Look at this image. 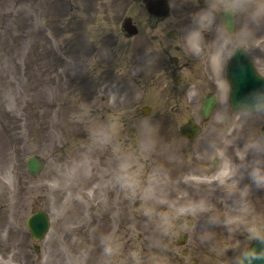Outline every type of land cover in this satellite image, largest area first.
Instances as JSON below:
<instances>
[{"label":"rangeland","instance_id":"374dc122","mask_svg":"<svg viewBox=\"0 0 264 264\" xmlns=\"http://www.w3.org/2000/svg\"><path fill=\"white\" fill-rule=\"evenodd\" d=\"M208 2L173 0L172 15L156 20L139 0H0V264L5 259L9 264H180L184 248L190 251L184 264L192 258L196 264H234L247 233L224 220L226 213L243 214L241 194L227 195L219 179L201 173L216 174L225 159L238 164L248 141L264 138V114L234 113L222 80L216 112L196 143L179 135L185 119L200 118V95L208 88L174 64L185 53L177 41L192 24L193 8ZM126 16L139 26L138 35L125 33ZM246 23L240 16L238 30ZM172 28L180 34L169 40L165 34ZM252 29L258 51L264 52V22ZM180 73L184 77L177 83ZM161 85L168 86L165 99L154 96ZM146 106L152 111L141 116L140 164L138 150L125 154L123 146L131 144L120 138L138 125L130 119ZM107 123L118 126L117 135L107 144H93V130ZM217 148L223 156L213 155ZM193 152L207 165L193 163ZM31 154L47 160L36 178L27 169ZM85 156L87 166L73 170ZM215 157L220 164L214 167ZM122 163L130 176L132 166L141 167V180L128 186L124 213L116 210L122 199L111 201L107 195L109 187L127 188L112 173L115 166L119 173ZM135 183L141 187V206L135 205ZM248 183L245 176L239 187ZM149 189L153 197L147 196ZM201 198L214 207L177 214ZM243 200L248 217H264V188L252 185ZM40 209L49 212L52 225L36 241L26 218ZM122 214L130 219L120 226ZM181 234L187 237L184 245ZM109 238L112 253L105 251Z\"/></svg>","mask_w":264,"mask_h":264},{"label":"clouds","instance_id":"9594fccd","mask_svg":"<svg viewBox=\"0 0 264 264\" xmlns=\"http://www.w3.org/2000/svg\"><path fill=\"white\" fill-rule=\"evenodd\" d=\"M221 9L229 11L234 17L244 16L247 23L238 31H230L226 26V21L217 23L218 14ZM264 22V0H209L206 7L192 13V24L188 26L183 36L177 43L182 44L186 53L204 56L206 58L209 74L216 80H222L224 66L229 58L233 48L237 44L249 43L252 35L253 25ZM215 29L217 35L211 42H207L205 32ZM243 103L247 105V110L255 114H264V87L251 90L243 99ZM118 133V126L115 123L102 124L95 128L92 132V143L104 145L109 143ZM224 155L223 149L217 148L213 155ZM240 162L233 164L230 159H225L219 172L207 179H219L220 183L225 187L227 195H231L235 191L241 194V215H231L226 213L224 222L234 225L242 232L247 233V241L244 247L234 258V264H253L257 257L264 256V248L256 249L250 246L252 241L264 240V217L246 215L248 204L243 200L247 195L250 187L255 185L257 188H264V138L251 139L240 151ZM88 157L77 161L73 165V170L81 166H87ZM127 164H121V171L117 175V179L125 186H130L132 177L127 173ZM247 177L249 183L244 187H239V181L243 177ZM187 179H192L187 177ZM148 197H153L152 191H147ZM227 199V196L224 197ZM214 206L205 198L199 201H192L187 206H182L177 210V214L185 211H202L213 208ZM151 213V208L145 209ZM219 218L218 214H214L211 219L213 221ZM170 222L165 219L164 228L167 231ZM243 225V227H241ZM111 240V238H109ZM239 243V242H238ZM225 244L220 248L222 253ZM112 243H108L105 251L112 253L114 251Z\"/></svg>","mask_w":264,"mask_h":264},{"label":"flooded vegetation","instance_id":"af4514ba","mask_svg":"<svg viewBox=\"0 0 264 264\" xmlns=\"http://www.w3.org/2000/svg\"><path fill=\"white\" fill-rule=\"evenodd\" d=\"M139 1H140V3L142 1L145 10L148 13V16L150 18H152V19H156V20H164V19H166L167 20L172 15V14H169L168 16L161 15V13L164 12V10H163L164 6H162L163 0H139ZM151 7L153 9H156L154 13L149 12V8H151ZM193 10L195 12L198 11V9H196V8H193ZM223 11H225V10L221 9V11L219 12L217 23H221L222 22L221 18H220V13L223 12ZM236 19H237V23H238V21L240 19V16L236 17ZM237 28H238V26H237ZM179 34H180V32L178 31L177 28H172L171 30L166 32L165 36H166V38H169V40H170V39H177ZM216 35H217V33H216L215 29L206 31L205 32L206 41L207 42H211L213 39L216 38ZM255 40H256V37L251 36L249 38V43L237 44L235 47L243 46L245 49H247L248 53L252 56L253 60L255 61L256 66L259 69V71L262 74H264V52H259L258 51L259 48H257V47H259V46L257 45ZM186 54H187L186 52L181 54V60L176 57L174 64L175 65L184 66L187 69V74L188 75H191L192 77H195L199 83L203 82L207 86L209 93H212V94H214L215 92L217 93V91L220 88V85H219L220 84V80H216L215 78H213L209 74L206 58L204 56H196V55L189 54L187 59H184ZM255 54H259V57H256ZM230 57H231V54H230ZM226 70H227V67L224 66V72H223L222 80H224L226 78ZM183 77H184V75L180 73L177 83H179ZM136 115L137 116H133L130 119L131 121H139V123L137 125V128H134V133H131L133 127L136 126V125L133 124L131 126L130 130H128V132L126 133L127 136L125 137V139L120 138V141L123 144L125 142H128V143L131 144V146H126V145L123 146L124 149H125V152H124L125 154L128 153L130 149H132V150L137 149L138 150L139 162L141 164V144L139 143V140H140L139 129L141 127V119H142L141 116H145V114H136ZM188 119L190 120V119H194V118H193V116H191V117H188ZM125 120H128V119H125ZM129 134L133 135L134 137H130L129 138ZM131 169L134 171V175L132 177V180L133 179H140L141 180V167L136 168L135 166H132ZM113 172L118 175L116 166L112 168V173ZM133 187L135 188V190L138 191L137 195L139 197V205L141 206V187H138L137 183H135L133 185ZM128 189L129 188H126L125 191H124V189L119 191V189L117 187L116 188L113 187L112 191H111V197H114L116 194H118V196L121 195V199H122V201H121V209L125 210L126 212H128L127 209H128V206H129L127 197H128V194L129 195L131 194V189H129V190ZM115 192H117V193H115ZM124 195H126V197H124ZM112 210H113V208H111V211ZM110 216L111 215H109V217ZM128 216H129V214L126 216V219L129 218ZM139 220H141V215H139L137 218L134 219V223L138 222ZM105 244L107 246L108 242L106 241ZM111 264H113V262Z\"/></svg>","mask_w":264,"mask_h":264},{"label":"water","instance_id":"95a60500","mask_svg":"<svg viewBox=\"0 0 264 264\" xmlns=\"http://www.w3.org/2000/svg\"><path fill=\"white\" fill-rule=\"evenodd\" d=\"M230 23H233V21ZM243 58L244 59L239 58L242 61L234 58L230 67L232 73L230 77L233 81L231 103L237 109H247V105L243 103L244 97L251 90L264 87V78L257 76L254 72L252 73L249 69L247 56L243 55ZM197 131L198 127H194L192 124H186L182 127V132L185 134L188 132L195 134ZM27 162L29 164V171L33 175L38 176L43 169L44 160L38 156H30ZM27 225L32 231L34 239L40 240L48 231L50 220L45 211H38L29 216ZM253 248H264V240L256 243ZM253 264H264V256L257 257V259L253 261Z\"/></svg>","mask_w":264,"mask_h":264},{"label":"bare ground","instance_id":"6f19581e","mask_svg":"<svg viewBox=\"0 0 264 264\" xmlns=\"http://www.w3.org/2000/svg\"><path fill=\"white\" fill-rule=\"evenodd\" d=\"M177 18V17H176ZM179 19H181V20H183V17H178ZM158 87H159V85H158ZM160 87H162V90H161V92L159 93V92H157V94H155L154 96L155 97H157V96H160L161 98H163V99H165V98H167V95H168V92H169V90L167 89L168 88V86L167 87H165L164 85H161ZM157 95V96H156ZM164 102H166V101H163V103ZM3 261V260H2ZM9 261H10V259H5V264H9Z\"/></svg>","mask_w":264,"mask_h":264}]
</instances>
